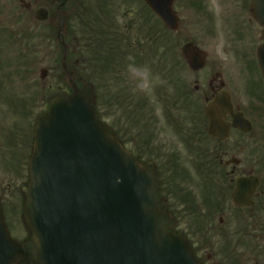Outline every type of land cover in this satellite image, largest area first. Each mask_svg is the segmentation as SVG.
<instances>
[{
  "label": "water",
  "instance_id": "1",
  "mask_svg": "<svg viewBox=\"0 0 264 264\" xmlns=\"http://www.w3.org/2000/svg\"><path fill=\"white\" fill-rule=\"evenodd\" d=\"M145 1L165 27L177 30L173 0ZM252 3V16L263 27L257 60L264 83V0ZM37 18H45L41 10ZM65 49L62 69L72 92L47 96L48 110L34 122L29 182L22 188V218L32 235L13 240L0 208V264H197L185 238L163 228L166 213L156 207L152 166L138 163L96 120L92 85L77 88L64 64ZM181 54L192 70L204 66L205 54L193 43H185ZM230 110L224 92L207 106L210 135L220 136L221 117ZM244 125L241 115H233L232 126ZM239 182L240 193L244 180Z\"/></svg>",
  "mask_w": 264,
  "mask_h": 264
},
{
  "label": "rangeland",
  "instance_id": "2",
  "mask_svg": "<svg viewBox=\"0 0 264 264\" xmlns=\"http://www.w3.org/2000/svg\"><path fill=\"white\" fill-rule=\"evenodd\" d=\"M194 2H199L200 6H193ZM106 4L117 9L114 12V26L121 32L116 35V45L135 44L141 39L137 46L142 45L143 49L134 47L140 53L137 55L138 62L132 55L122 60L119 56L122 48L119 50L117 47L109 60L111 66L101 67L104 62L101 45L113 46V42L102 40L101 24L105 21L103 10ZM127 6L133 7L128 14L124 12ZM173 6L179 16V29L174 33L162 31L161 38L166 49H156L140 34L142 29H139L136 13L142 6L138 0H92L94 15L89 24L83 26L86 33L81 36L82 39L84 36V44H91V50L81 53L80 62L75 68L78 77L92 82L96 94L95 105L101 112L102 120L114 130L121 124L123 128L129 129L133 117L130 110L137 106L133 105L132 100L140 98L146 101L139 125L148 126L151 116L157 121L158 118L164 121L163 112L160 111L163 104L158 100H163L160 97L163 92H173L174 87L168 86L171 75L186 77L191 84L202 75H205L203 80L207 83L215 73H220L221 79L232 88L234 98L241 106H248L250 97L246 93L251 86L256 85V81L259 83L258 73L256 77L253 72L256 48L261 43V29L251 18L249 0H175ZM35 10L33 0H0V202L10 234L17 240L24 239L28 234L21 221L20 189L27 180L26 162L32 141L33 121L45 109L44 99L50 92L57 89L68 91L67 83L60 74L59 46L55 37L49 34L50 20L45 23L38 21ZM150 21L156 25L152 16ZM186 41L194 42L206 53L207 69L204 73L192 74L186 67L179 54L180 46ZM98 46V54L93 53V48ZM73 49V44L68 46L67 54ZM153 49H156L155 52ZM88 55H98L96 63L86 60ZM150 58L155 60L149 61ZM157 60L162 63L166 61L173 69L164 67L158 70L159 65L155 66ZM119 68L121 71L117 83L103 80L102 75H113L103 70L116 72ZM44 71L46 76L41 78ZM81 83L78 85L81 86ZM241 86H248V92L244 94ZM193 104L202 107L201 102ZM131 128L129 130L133 131ZM146 135L145 131L143 136ZM125 146L133 149L131 143ZM143 149L147 150L146 147ZM252 156L263 157L264 147L253 146ZM255 161L253 159V171L264 178V159Z\"/></svg>",
  "mask_w": 264,
  "mask_h": 264
},
{
  "label": "flooded vegetation",
  "instance_id": "3",
  "mask_svg": "<svg viewBox=\"0 0 264 264\" xmlns=\"http://www.w3.org/2000/svg\"><path fill=\"white\" fill-rule=\"evenodd\" d=\"M138 1L141 2V11L147 13L144 2ZM33 2L36 10H45L55 37L59 17H65L58 46L61 50V41L69 46L73 44L74 49L66 55L65 61L68 68L77 67L82 50L91 47L90 43H83L84 36L83 39L81 36L86 33L83 26L88 25L94 15L92 0ZM109 7L104 10L109 12L110 18L106 12L103 16L106 26L110 27L107 29L112 31L117 27L114 26L117 9ZM132 9L127 6L124 12L128 14ZM53 15L58 16L53 18ZM106 26L102 23L101 31ZM206 69L205 65L195 74H202ZM120 71L117 70L116 75L119 76ZM255 72L256 77L257 73L259 75V83L256 81L249 92L248 86H241L243 93L248 92L246 94L250 97L248 106H241L236 101L232 88L221 79L220 73H215L207 83L203 80L205 75L194 79L191 84L186 77L179 76L174 84L177 99L168 102L166 113L160 109L164 121L151 116L148 126H141L142 109L135 107L133 131L129 127L123 128V124L115 130L122 144H132L138 161L152 163L157 207L167 213L163 226L170 233L187 239L197 264H264V178L253 171V159H256L255 163L261 162L264 156H252L253 146L264 147V86L258 66ZM104 79L110 82L108 74ZM220 90L229 93L232 112H240L250 123L247 131L234 128L230 126L231 115H226L221 119L223 127L228 128L223 140L208 134L205 116L206 104ZM120 92L124 96V92ZM188 96L192 98L191 105L201 102L202 107L191 111L178 108V100L184 102ZM145 131L146 137L143 136ZM145 145L148 152L143 149ZM252 177L257 179L254 189L251 188ZM240 179H244V189L238 193Z\"/></svg>",
  "mask_w": 264,
  "mask_h": 264
},
{
  "label": "trees",
  "instance_id": "4",
  "mask_svg": "<svg viewBox=\"0 0 264 264\" xmlns=\"http://www.w3.org/2000/svg\"><path fill=\"white\" fill-rule=\"evenodd\" d=\"M158 30H156L155 35L157 34Z\"/></svg>",
  "mask_w": 264,
  "mask_h": 264
}]
</instances>
